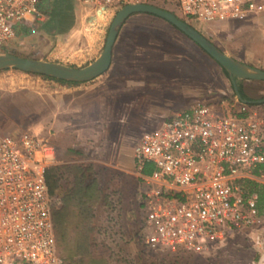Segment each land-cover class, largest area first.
Wrapping results in <instances>:
<instances>
[{
	"label": "built area",
	"instance_id": "2783aa9c",
	"mask_svg": "<svg viewBox=\"0 0 264 264\" xmlns=\"http://www.w3.org/2000/svg\"><path fill=\"white\" fill-rule=\"evenodd\" d=\"M47 0H0V54L21 29L44 21ZM101 15L127 5H174L201 25L264 14V0H76ZM140 182L142 244L152 253L206 255L244 235L264 258V224L250 182L264 185V114L197 104L143 131L132 148ZM50 142L37 135L0 138V264H64L55 249L46 171ZM146 165L153 167L144 174ZM253 232V233H252ZM254 264V263H253Z\"/></svg>",
	"mask_w": 264,
	"mask_h": 264
},
{
	"label": "rangeland",
	"instance_id": "374dc122",
	"mask_svg": "<svg viewBox=\"0 0 264 264\" xmlns=\"http://www.w3.org/2000/svg\"><path fill=\"white\" fill-rule=\"evenodd\" d=\"M151 5L177 16L213 45L223 48L230 55L229 57L234 56L236 59L248 61L252 59L249 41H246L251 35L248 28L239 33V28L243 27L233 30H210L204 25L185 20L172 4L157 1ZM43 14L44 21L41 24H45V26L42 30L39 29L41 24L33 29L19 30L2 54L83 68L101 53L109 24L114 16V14L108 13L99 17L95 15L94 10L80 5L76 0H47L43 5ZM53 15L54 18H52ZM155 18L166 23L162 19ZM247 23L249 26V23L255 22L248 21ZM69 25V30L64 33H59L54 28L64 29ZM102 25L105 26V30L102 37L98 39L97 35ZM244 39L245 41H243ZM178 49L179 52L195 56L193 61L195 74L208 73L211 81H216V76L221 75L220 67L198 47L178 43ZM104 78L69 85L55 82V86L52 87L48 84L51 80L41 76L14 70L1 71L0 133L3 134L11 130L10 134L3 135L18 139L23 135L33 134L32 132L40 137L49 132L50 140L55 145L57 154L72 156L71 159L68 158L69 165L84 166L91 170L88 172V177L96 181L98 189L102 193L101 199L96 200L93 206L94 224L99 222L104 214H108L105 208L108 207L107 210L110 212V209L115 208L112 202L109 203V200H114L112 193L117 194L119 210L117 213L113 211L110 213L115 218L113 221L115 231L120 232L110 243L112 252L116 256L132 259L137 264H253L257 260V256L244 235L230 237L224 244L215 246L206 255H194L181 251L157 254L144 248L142 244L143 219L137 201V190L140 183L130 164V153L134 146L133 138L151 127L132 126L129 129L133 134L129 140H126L127 137L124 135L123 142L116 144L114 141H109L112 138L111 133L120 136L121 131L111 132L107 127L99 130V126L96 124L97 119H95L97 111L92 110L91 107V101L97 100L100 90L105 86L100 85V82L106 80ZM59 87L61 89L67 87V89L65 91L56 90ZM231 94L232 90L230 96ZM9 96L16 98L17 103L10 105L8 101L3 100ZM73 108L77 110L76 114L63 113L59 122L56 118L51 119L53 113L66 112ZM78 130L81 131L82 140L86 145V147H81V152L77 150V143H75L79 140L78 133H75ZM101 134H106L103 136L106 141L102 139ZM96 135L99 136L95 137ZM59 184L63 191L69 187L63 178ZM258 209L264 220V205H258ZM51 215L53 226L58 227L62 220L56 207L52 208ZM68 219L70 220L66 221V227L69 228L74 219L73 215L71 214ZM55 229L56 254L66 264L69 252L75 250L76 233L73 229H67L65 241L63 240L61 243L56 238Z\"/></svg>",
	"mask_w": 264,
	"mask_h": 264
},
{
	"label": "crops",
	"instance_id": "0c3cea01",
	"mask_svg": "<svg viewBox=\"0 0 264 264\" xmlns=\"http://www.w3.org/2000/svg\"><path fill=\"white\" fill-rule=\"evenodd\" d=\"M155 17L148 14H133L125 20L114 41L110 65L105 73L96 78L97 80L103 79V77L106 79L100 82L101 86H105L100 90L97 100L91 101L92 110L97 111L96 124L99 126V130L107 127L111 132L120 130L122 134L116 136L111 133L110 142L114 141L116 144L123 142L124 135L127 137L126 140H129L133 134L129 129L132 126L153 128L163 119L170 117L171 114L190 109L197 104H207L217 108L223 106L233 108L240 116L246 114L261 116L264 114V82L235 80L238 92L242 95L238 99L234 94L229 76L218 64L222 72L221 75L216 76V81H211L208 73L195 74L193 66L195 56L179 52L178 43H184L190 47L198 46L169 23H164ZM248 21L255 23H249L247 26ZM215 24L218 25L204 26L210 30H233L243 27L239 28L238 33L246 31L245 28H248L251 35L246 41H249L252 59L248 61L236 59L234 56L230 58L264 71V14ZM44 26L45 24H41L39 29L42 30ZM104 30L105 26H100L98 39L102 37ZM217 48L230 56L223 48ZM55 82L51 80L48 84L54 87ZM60 84L69 85L67 82ZM66 89L67 87L63 89L59 87L56 90L65 91ZM3 100L8 101L10 105L18 101L11 96L3 98ZM76 111L75 108L68 109L66 112L58 111L57 114L53 113L51 119L56 118L59 122L63 113L76 114ZM48 117L50 118V116ZM126 122H130V124ZM80 132V130L75 132L79 137L75 143H77V150L81 152V147H86V145ZM10 133L11 130L3 134ZM32 133L30 135H37ZM141 133L133 138L134 143ZM3 134L0 133V138L4 136ZM105 135L101 134V137ZM97 136L99 135L95 137ZM42 137L54 147V166L69 165L68 162L72 156L57 154L56 147L50 140V133L42 134ZM102 139L106 141L105 137ZM130 159L135 173L132 153H130ZM135 177L139 181L136 173ZM250 183L264 188V185ZM139 189L140 186L138 192ZM257 234L264 235V229L257 231ZM256 256L257 260L254 264H257L259 260L257 254ZM259 264H264V258L259 261Z\"/></svg>",
	"mask_w": 264,
	"mask_h": 264
},
{
	"label": "trees",
	"instance_id": "16d2710c",
	"mask_svg": "<svg viewBox=\"0 0 264 264\" xmlns=\"http://www.w3.org/2000/svg\"><path fill=\"white\" fill-rule=\"evenodd\" d=\"M54 14V13H53ZM57 15V14H54ZM54 15L52 18H54ZM58 23V20H56ZM183 21V20H182ZM56 23V26L58 24ZM59 33H64L69 30L70 25L64 29L54 27ZM227 75V73L223 70ZM45 78V77H43ZM50 79V78H47ZM59 83H66L54 79H50ZM75 84V83H69ZM240 94V92H239ZM240 97L242 95L240 94ZM264 98V97H263ZM153 167L146 165L143 173L149 174ZM88 172H91L84 166H51L46 171V183L50 196L55 200L54 207L57 208V213L62 221L59 222L56 228V238L61 243L65 241L67 229H73L76 233L75 250L69 252L66 264H137L129 258L118 257L112 252L110 243L120 233L115 231L113 221L115 218L112 214L117 213L119 210V199L117 194L112 193L114 200L110 198L109 203H113L114 209L105 208L108 214L94 224L95 212L93 206L96 200L102 197L101 191L98 189L96 181L88 177ZM63 180L69 185L68 189L62 190L59 181ZM250 193L257 195V204L264 205V188L257 187L252 183L248 184ZM110 197V196H109ZM108 199V195L106 196ZM112 208V206H110ZM71 214L73 220L69 228L66 227L67 220ZM92 232V235H90Z\"/></svg>",
	"mask_w": 264,
	"mask_h": 264
},
{
	"label": "water",
	"instance_id": "95a60500",
	"mask_svg": "<svg viewBox=\"0 0 264 264\" xmlns=\"http://www.w3.org/2000/svg\"><path fill=\"white\" fill-rule=\"evenodd\" d=\"M99 13H101V10H97L95 15H98ZM133 14H148L156 16L169 23L196 44L227 73L232 83L234 94L238 99H240V94L235 80L264 82L263 70L253 68L230 58L186 22L182 21L172 13L150 4L127 5L119 9L114 14L109 24L101 53L93 62L83 68H74L52 62L26 59L12 54H0V72L14 70L25 74L75 84L93 81L107 71L110 65L112 47L117 33L125 20Z\"/></svg>",
	"mask_w": 264,
	"mask_h": 264
},
{
	"label": "bare ground",
	"instance_id": "6f19581e",
	"mask_svg": "<svg viewBox=\"0 0 264 264\" xmlns=\"http://www.w3.org/2000/svg\"><path fill=\"white\" fill-rule=\"evenodd\" d=\"M100 15H101V13H99L97 16H99V17H100Z\"/></svg>",
	"mask_w": 264,
	"mask_h": 264
}]
</instances>
